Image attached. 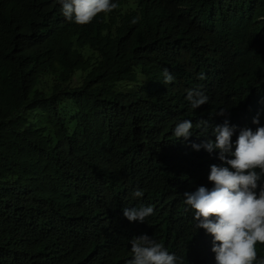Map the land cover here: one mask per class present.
Segmentation results:
<instances>
[{"label":"trees","instance_id":"trees-1","mask_svg":"<svg viewBox=\"0 0 264 264\" xmlns=\"http://www.w3.org/2000/svg\"><path fill=\"white\" fill-rule=\"evenodd\" d=\"M112 2V12L78 25L58 0H0V264H129L131 239L150 230L178 264L194 263L165 237L208 246L183 193L199 188L200 173L190 166L208 177L222 162L218 151L192 145L215 139L237 75L254 99L264 98V49L241 58L221 54L214 73L213 26L228 50L243 34L224 12L208 16L217 0L171 3L159 22L160 5ZM165 69L171 84L163 83ZM212 81L218 87L211 103L193 109L187 91L210 100ZM183 120L193 122L192 136L176 139ZM201 120L207 126L197 128ZM229 125L238 135L264 120ZM136 189L144 196L134 198ZM140 206H152L153 215L144 222L124 216L125 207ZM104 209L100 229L94 223ZM63 225L60 246L79 241L69 255L49 242Z\"/></svg>","mask_w":264,"mask_h":264},{"label":"clouds","instance_id":"clouds-1","mask_svg":"<svg viewBox=\"0 0 264 264\" xmlns=\"http://www.w3.org/2000/svg\"><path fill=\"white\" fill-rule=\"evenodd\" d=\"M183 1L137 0L141 9L161 6L157 22L165 18L171 3ZM58 2L62 5L63 16L78 25L89 24L98 14L110 13L117 8V4L112 0ZM222 12L241 26L243 34L228 50L216 42L217 30L215 25L213 26L209 43H212L213 59L210 66L214 73L221 54L241 58L247 55L257 56L264 49V0H217L215 8L208 16L214 19ZM132 22L138 21L134 19ZM163 75V83L166 85L175 79L168 69L164 70ZM198 78L205 77L201 73ZM235 78L236 86L229 87L225 92L224 107L227 118L217 121L213 130L215 139L208 140L203 145H192L194 150L203 147L209 153L218 151V159L222 163L211 165L208 177L206 170L190 166L187 171L200 173V178L194 186L199 188L195 192L183 193L184 204L191 207L186 210L195 220V227L201 229L208 246L203 250L189 240L165 237L185 250L194 264H264V126L257 127L255 131L247 127L242 128L237 135L236 126L229 125L231 122L239 123L249 118H253V123L259 125L260 120H264V98L254 99L253 90L247 80L240 75ZM217 87L212 81L210 100L201 91L188 90L187 99L191 107L198 109L208 102L211 103ZM221 122L225 123L222 125ZM207 123L201 120L195 126L200 128L207 126ZM193 127L191 120H183L176 124L173 135L176 139H188L192 136ZM175 169L178 170L176 167ZM172 184L174 189L178 188L173 179ZM184 189L185 187L179 190ZM132 196L141 198L144 192L136 189ZM123 212L129 221L144 222L148 216L153 215L154 208L125 207ZM106 219L104 209L94 225L101 229ZM63 228L64 225L57 233L51 232L49 242L52 249L60 255H69L78 250L79 241L71 246H60ZM130 244L132 259L129 264H178L176 253L166 248L151 230L148 235L134 237Z\"/></svg>","mask_w":264,"mask_h":264}]
</instances>
